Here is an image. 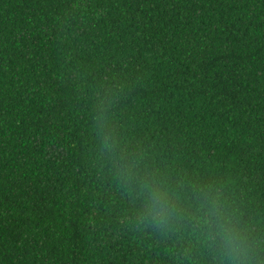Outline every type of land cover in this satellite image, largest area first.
<instances>
[{
	"label": "trees",
	"instance_id": "1",
	"mask_svg": "<svg viewBox=\"0 0 264 264\" xmlns=\"http://www.w3.org/2000/svg\"><path fill=\"white\" fill-rule=\"evenodd\" d=\"M204 193L264 241V0H0V264H213Z\"/></svg>",
	"mask_w": 264,
	"mask_h": 264
},
{
	"label": "clouds",
	"instance_id": "2",
	"mask_svg": "<svg viewBox=\"0 0 264 264\" xmlns=\"http://www.w3.org/2000/svg\"><path fill=\"white\" fill-rule=\"evenodd\" d=\"M105 147L111 145L106 143ZM138 190L142 197L138 211L141 222L162 233L176 230L183 219L177 193L164 181H142ZM198 203L197 235L201 244L215 253L213 264H264L260 257L264 241L254 238L248 227L240 226L218 196L204 193L203 202Z\"/></svg>",
	"mask_w": 264,
	"mask_h": 264
}]
</instances>
